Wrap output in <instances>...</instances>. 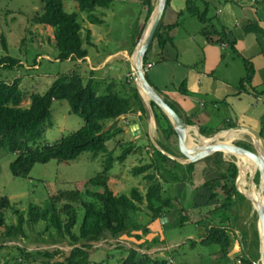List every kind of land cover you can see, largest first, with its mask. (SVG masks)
Returning <instances> with one entry per match:
<instances>
[{
	"label": "trees",
	"instance_id": "trees-1",
	"mask_svg": "<svg viewBox=\"0 0 264 264\" xmlns=\"http://www.w3.org/2000/svg\"><path fill=\"white\" fill-rule=\"evenodd\" d=\"M76 1L78 2L80 11L87 13L89 20L95 24L103 22L95 14L97 8H110L114 2V0ZM154 1L144 0V4L148 8V15L135 44L141 39L146 24L154 11ZM44 3L43 13H36L33 20L37 24L53 27L58 48L57 59L67 61L71 58L86 59L89 57V49L84 46L83 27L78 12H68L65 9L64 0H44ZM170 3L171 0L168 1L167 7ZM208 8L209 5H207ZM207 9L201 11L194 0H188L187 11L192 16H197L205 24L203 32L206 34L211 32L210 27L212 24ZM170 30L171 27L165 28L162 20L146 55L145 66L155 41L163 48L170 38L168 34ZM90 37L91 33L89 32L86 38L88 44L92 43ZM222 39L225 40L224 37ZM1 40L5 50H8L6 36L3 35ZM20 62L19 58L6 55L0 58V67L6 65V68H13ZM249 70H252V65L249 66ZM91 73L94 72L91 71ZM146 77L149 80L147 74ZM101 82L94 78L85 81L84 77L79 73L62 74L45 93L34 92L31 94V103L29 106H24L25 96L21 89V79L16 78L10 82L0 78V146H7L12 152H18L17 158L10 165L15 177H27L35 164L46 163L52 159L71 161L77 159L85 151H92L95 154H109L104 172L88 180L85 188L66 192L55 197L51 208H42L41 206L32 204L26 213L13 206L8 197L1 196L0 228L4 227L5 229L4 234H2V237L5 238L3 242L24 239L28 236L26 227L34 231L36 230V226L40 222H43L45 228L39 235L42 233L48 234V238L42 239L43 242L53 245L66 243L72 246L70 255L63 264H90V249L93 247V242L117 238L125 234L142 240L145 235L147 236L153 232V229L150 227L152 223L164 218H169L170 221L171 213L178 211L175 203L176 198L166 197L165 185L161 181L160 176H158V174H161V176L163 174L164 181H167L166 174L172 171V168L168 164H165V162L171 160V158L157 148H155V151L160 157L159 160L155 159L153 163L138 166L134 169L135 175L155 169L154 172L146 175V178L150 181V186L145 195L138 188L132 190V197L117 195L109 186L107 173L113 168L115 162H124L132 154L134 143H129L130 145L125 147L122 154L118 157L114 156V151L109 150L107 142L121 134L123 128L114 126L109 130H105L106 125L110 121L131 112L142 111L146 114L148 111L138 88L133 84L134 81L128 82L130 84L126 83L125 95L117 90L116 81H112L109 85H106L105 89L102 90L103 93L100 94L101 90H99V86L103 85ZM183 91L187 93L184 86ZM57 100H67L72 112L82 116L85 120V125L58 140L56 143L47 144L43 148L24 147L25 138L36 139L45 130V126L51 121L53 115V103ZM169 104L172 106L171 103ZM152 105L157 122L163 130L165 137L169 140L172 136H176L177 134L168 116L154 102H152ZM188 123L191 124L190 122ZM200 132L205 135L213 133L204 128H201ZM239 145L249 150H255L252 144L246 142H240ZM177 163L181 165L178 161ZM193 167L194 163L185 166L186 170L188 169L187 172L193 170ZM256 170L257 167L251 160L247 169L248 175L254 173ZM172 174H175V172L172 171ZM238 174V165L235 162H231L225 173L205 182L204 187L210 190V199L215 201L217 206L210 211L209 217L202 218V221L199 222L203 224L207 232L205 239L201 242L208 246H218L219 250L215 254H221L223 258H227L229 261L230 250L236 244L237 238H239L237 231L240 232L241 230L244 262L246 264H257L260 260V251H246V246L249 244L251 236L250 231L237 227L240 215L239 206L235 205H241L243 202L248 201V205L250 206L251 203L238 191L236 184ZM173 180L176 181L177 178L174 177ZM256 182H260L259 171L256 174ZM219 186L224 191L222 195L217 191L215 192V189ZM97 187L103 190H95ZM241 189L244 191L242 186ZM60 201H63L62 208L59 207L62 206ZM145 202L146 208L151 213L149 225L143 223L140 215L143 212L142 205ZM180 202L182 201L180 200ZM81 208L84 209V219L79 224V209ZM184 208L185 212H187L188 209ZM235 208H237L236 211H234ZM6 209H12L17 214V224L6 225L4 213ZM188 215H190L189 211L185 216ZM185 216L183 213L181 214V222L183 224L188 219ZM232 218L233 223L231 222ZM77 226L78 228L76 229ZM253 233V244L260 250L257 227ZM152 241L148 243L150 245L159 242L164 243L166 239L161 240L159 236H155ZM140 247H145V243L143 242ZM16 249L18 258L20 257V260L16 258V264H38V260H41L43 264H51L58 255L63 253L60 248L53 251L47 249L29 250L26 247L17 245ZM123 264L172 263L162 257H153L151 254L141 253L137 249H132L130 255L123 260Z\"/></svg>",
	"mask_w": 264,
	"mask_h": 264
},
{
	"label": "rangeland",
	"instance_id": "rangeland-1",
	"mask_svg": "<svg viewBox=\"0 0 264 264\" xmlns=\"http://www.w3.org/2000/svg\"><path fill=\"white\" fill-rule=\"evenodd\" d=\"M181 1L184 0H172L169 6L179 8L183 5V3L180 4ZM154 4L156 7L158 0H155ZM44 5V0H0V58L10 55L19 58L21 61L13 68H6V65L0 67V78L10 82L16 78L21 79V89L25 96L23 105L29 106L31 94L34 92L45 93L62 74L79 73L84 77L85 81L91 78L102 81L103 85L99 86V90H101L100 94L103 93L102 90L105 89L106 85L111 83L112 78V81H116L117 90L125 95L126 83L134 81L132 74H130L131 59L137 46L135 44L136 40L143 29L148 15V8L144 4V0H114L110 8H97L95 14L103 22L96 24L89 20L87 13L80 11L76 0H64L65 9L68 12L75 11L79 14L83 27L82 34L85 39L84 46L89 49L93 60L92 63L86 62L85 59L71 58L67 61L57 59L58 48L53 27L37 24L33 20L36 13H43ZM188 18L190 24H201L196 17L190 14ZM89 32L91 33V44H88L86 40ZM3 35L7 38L8 50H5L3 47L1 40ZM122 50H128V52L112 55L110 58H107L109 61L104 62L107 55ZM123 56H126L124 58L127 59L128 65L117 63L122 62L121 60L123 59L121 58ZM102 62L106 66L110 64L113 67L111 71L109 68H106V72H109L107 73L109 79L106 78L104 81L101 79V74L96 76L97 68L105 66V64H101ZM91 71L94 73H91ZM128 72L130 73L128 74ZM52 114L51 121L47 123L40 137L36 139L23 138L25 140L24 147L43 148L47 144L56 143L58 140L85 125V120L82 116L72 112L67 100L55 101L52 107ZM114 126L119 127L118 122H109L105 130H109ZM226 128H230V126ZM143 135L145 134L143 133ZM213 136L214 134L208 137ZM132 137V134H119L107 142L109 150H113L114 156L118 157L122 154L123 149L132 143ZM243 138H246L254 146V139L245 134H241L240 137L234 140V143L239 145L240 142H243ZM169 140H172L170 145L177 149L178 137L174 135L173 139L170 138ZM123 141L124 143H121ZM152 151L155 152L156 160H159L160 157L155 148H153V142L149 141L146 136L141 135L138 140H134L132 154L124 162H115L113 168L107 173L109 186L115 194L132 197V190L134 188H138L144 195L147 193L150 181L146 178V175L154 172L155 169L138 175H135L134 169L138 166L153 163L155 159H151L149 153ZM17 155L18 152H12L7 146H0V197H8L13 206L26 213L32 204L41 206L42 208H51L53 199L58 195L85 188L88 180L95 178L105 171L109 157L108 153L95 154L92 151H85L75 160L58 161L57 159H52L46 163H37L27 177H15L10 165L17 158ZM219 158L223 162V169L225 168L226 170L231 162L238 163L236 156L231 153H220ZM165 164H168L172 168L178 179L182 178L184 166L182 167L172 158L171 160H167ZM172 171L166 174L167 182L175 175L172 174ZM158 176H160L161 181L165 185V179L162 177L163 174L162 176L158 174ZM247 178L250 182V174ZM189 187L187 185L185 192L188 196H191L192 192L189 190ZM95 190L102 191L103 189L97 187ZM174 193V191H170L167 196L174 197ZM180 200H175L178 211L171 213L172 217L170 216V221L163 224V240L166 239V242L150 245L148 242H153L152 240L157 236L155 232L147 236L145 235L142 240L125 234L117 238L93 242V247L90 249V264H123V260L130 255L132 249H137L141 253L151 254L153 257H162L172 264H246L244 262L240 238H237V242L234 244L235 248L233 247L230 250L232 257L230 256L229 261L227 258H223L221 254L216 256L218 255L215 254L219 250L218 246H208L200 242V231L202 230L201 233H203L205 229L203 224L199 222L202 221V218L209 217L211 208L196 206L191 211L188 209L191 214L189 213L190 215L185 216L188 211L183 213L186 219L188 217L187 221L183 224L181 222L182 211L180 209L185 210L183 209L184 207L189 208L192 206L193 201L188 199V202H185L183 196ZM250 202V206L244 204L240 207V219L237 227L250 231L251 236L249 244L246 246V251L258 252V248L253 244V232L257 227L258 217L253 215L254 207L252 201ZM60 204L62 206L59 207L62 208L63 201H60ZM142 206L143 212L140 214L142 221L144 224L149 225L151 213L146 208V202ZM212 207L214 208V205ZM4 213L6 225L18 223V216L12 209H6ZM83 219L84 209L81 208L79 209V224ZM163 220L165 218L160 219V221ZM160 221L158 224L161 227L162 222ZM44 228L45 224L43 222H40L34 231L26 227L28 234L26 238L7 242H3L5 238L2 237L5 229L4 227L0 228V264H16V258L20 260L17 254V245L26 247L29 250L47 249L53 251L60 248L63 253L58 255L51 264H63L64 261L66 262L72 246L66 243L53 245L43 242L42 239L48 238L47 233L39 235ZM238 233L241 236V230ZM143 242L145 243V247H140ZM37 262H39L38 264H43L41 260Z\"/></svg>",
	"mask_w": 264,
	"mask_h": 264
},
{
	"label": "crops",
	"instance_id": "crops-1",
	"mask_svg": "<svg viewBox=\"0 0 264 264\" xmlns=\"http://www.w3.org/2000/svg\"><path fill=\"white\" fill-rule=\"evenodd\" d=\"M194 1L201 11L206 10L209 5L207 13L213 26L210 28L211 32L208 34L203 32L205 24L197 16L194 17L202 26L188 22L190 14L187 11L188 0L181 1L180 4L183 3V5L179 8L168 6L162 20L165 28L171 27L168 31L170 38L163 48L155 41L152 52L149 54L146 74L150 83L166 101L172 104L187 123H191H188L189 125L199 130L204 128L213 132L210 135L203 134L206 137L234 127L250 128L264 137V0ZM223 37L225 40L222 39ZM121 52L125 54L128 50L107 55L104 62L110 56ZM124 57L126 56L121 58L122 62L117 63L126 65L127 59ZM85 61L93 62L91 56ZM104 62L101 64H105ZM131 62V73L128 72V74H132L133 61ZM250 65L252 70H249ZM108 66L105 64L103 68H97L96 76L101 74L103 81L106 78L109 79L106 68L110 71L113 69L112 65ZM112 80L111 78L110 82ZM183 86L187 93L183 91ZM143 100L148 113L131 112L110 122H118L119 127L123 128L121 134H132V143L141 135L146 136L153 142V148L162 149L166 153L184 159L185 156L180 152L179 140H177L178 151L170 145L172 140L168 141L165 137L157 119L151 116L148 108L150 101L145 98ZM227 126L230 128H226ZM241 134L249 135L246 132ZM243 142L252 144L246 138H243ZM162 150L160 151L163 152ZM149 153L151 159H156L154 151ZM220 153L223 152L214 153L195 162L193 170L188 172L185 168L188 164L179 162L182 167L184 166L182 178L178 179L175 174L170 181H165L166 197L180 200L183 196L185 202H188V199L192 200V206L186 207L190 211L196 206L210 207L211 210L213 205L217 206L215 201L210 199L211 192L204 187V184L207 180L219 177L227 171L221 164L223 162L219 158ZM174 177L177 178L176 181L173 180ZM187 185L190 186L191 196L185 192ZM170 191L175 192L174 197L167 196ZM216 191L221 195L224 192L220 186L215 189ZM244 204L248 205V201L235 206H239L240 211V207ZM253 207V215L259 219L258 212L254 205ZM236 210L237 208L234 209ZM184 212L185 210L182 213ZM159 221H155L150 227L155 235L160 236V239L162 237L161 240H163V224L169 222V218L160 221L161 227L158 224ZM231 222L233 223V218ZM201 231L200 242L205 239L207 233L206 229L203 233ZM238 235L241 239L239 233Z\"/></svg>",
	"mask_w": 264,
	"mask_h": 264
},
{
	"label": "water",
	"instance_id": "water-1",
	"mask_svg": "<svg viewBox=\"0 0 264 264\" xmlns=\"http://www.w3.org/2000/svg\"><path fill=\"white\" fill-rule=\"evenodd\" d=\"M169 0H158V4L155 7L147 25L145 31L137 43L135 48L133 57L136 56V62H133V79L136 87L139 90L142 98L147 99L150 102H154L158 105L162 111L168 116L169 120L172 123V126L178 136L180 150L182 154L185 156L184 159L175 157L173 154L166 153L170 158L177 160L178 162H182L184 164L195 163L199 160L206 158L214 153H231L234 155L242 154L247 156L252 160V162L256 165L257 170L254 173L250 174V186L248 191H243L240 186V176L239 174L237 178V188L240 193H242L247 199L251 200L253 205L254 202L258 204H262V209H258L256 206V210L258 212V233L260 240V260L257 264H264V137L259 132L245 127H234L228 129L226 131H238V132H246L252 136L254 139V147L255 150H249L243 146L237 145L233 143H223L220 140V134L223 131L218 132L213 137H206L203 135L199 129L198 133L205 140L204 144L197 143L191 138L190 129H196L194 126L189 125L182 116L165 100V98L154 88V86L149 82L146 77L145 70V59L146 55L152 45L154 40L156 31L163 19L165 10L167 8V3ZM151 22V24H150ZM150 24V25H149ZM148 103V108L151 116L156 118L154 107L151 103ZM203 142V139H201ZM240 168L239 163H237ZM260 172V182L256 183V174ZM240 172V170H239ZM258 194V197L256 196Z\"/></svg>",
	"mask_w": 264,
	"mask_h": 264
},
{
	"label": "bare ground",
	"instance_id": "bare-ground-1",
	"mask_svg": "<svg viewBox=\"0 0 264 264\" xmlns=\"http://www.w3.org/2000/svg\"><path fill=\"white\" fill-rule=\"evenodd\" d=\"M151 24V22H150ZM149 24V25H150ZM132 61L133 62H136V56L132 58ZM191 131V138L193 141L197 142V143H201V144H204V141H207L205 140L203 137H201L198 133V130L197 129H193L191 128L190 129ZM241 132H238V131H223L221 132L220 134V140L223 142V143H233L234 140H236L239 136H240ZM201 139H203V142L201 141ZM228 154V153H227ZM236 156L237 158V162L239 163L240 165V184H242V188H244V191H248V188L250 186V182L248 181V172H247V169H248V166L251 162V159L248 158L247 156L245 155H242V154H237V155H234ZM256 196L258 197V194L256 193ZM255 204V208L257 206L258 209H262V204H258L257 202H254Z\"/></svg>",
	"mask_w": 264,
	"mask_h": 264
},
{
	"label": "built area",
	"instance_id": "built-area-1",
	"mask_svg": "<svg viewBox=\"0 0 264 264\" xmlns=\"http://www.w3.org/2000/svg\"><path fill=\"white\" fill-rule=\"evenodd\" d=\"M145 70L147 71V70H148V68H147V67H145Z\"/></svg>",
	"mask_w": 264,
	"mask_h": 264
}]
</instances>
